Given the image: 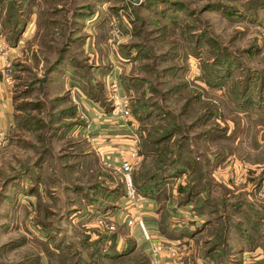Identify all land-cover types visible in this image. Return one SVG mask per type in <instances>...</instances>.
<instances>
[{
  "label": "rangeland",
  "instance_id": "374dc122",
  "mask_svg": "<svg viewBox=\"0 0 264 264\" xmlns=\"http://www.w3.org/2000/svg\"><path fill=\"white\" fill-rule=\"evenodd\" d=\"M0 35V78L22 104L0 149V264L151 260L128 225L146 198L134 188L143 200L132 206L125 186V198L108 196L130 133L100 124L94 107L110 100L115 71L141 145L134 178L153 169L146 186L159 190L144 225L184 249L163 260L264 264V0H0ZM162 133L173 135L149 144Z\"/></svg>",
  "mask_w": 264,
  "mask_h": 264
},
{
  "label": "built area",
  "instance_id": "2783aa9c",
  "mask_svg": "<svg viewBox=\"0 0 264 264\" xmlns=\"http://www.w3.org/2000/svg\"><path fill=\"white\" fill-rule=\"evenodd\" d=\"M112 25L118 34L116 24L113 22ZM5 52L6 44L0 35V60H3V68L8 69ZM6 82H10V77H6ZM108 88L110 91V102L112 108L110 114H106L103 110H99V108H97L98 110H94V117L97 121H100V124L109 122L110 125H114L115 123H118V121L115 120H120L121 123L118 125L119 128L124 127V129H127L130 133V136H128V152L125 154L126 156L118 162L119 165H117V170L122 175V182L126 188V201L128 200L132 206L137 208L139 203L138 201L142 198L136 194L132 183V175L139 160V140L135 136V129H132V124L136 121L133 119L131 114L130 98L126 95H122L119 88V82L115 80L111 81L108 84ZM86 128H88V126ZM7 141V134L0 132V148L4 147ZM103 162L106 164V161L103 160ZM107 166L111 167L108 163ZM128 225L130 227L136 225L141 231L143 240L146 241L149 246L151 264H163V259L180 260V258L184 256V249L180 247V243L168 242L161 237L153 238L150 233L147 232L141 218L136 219L135 222L132 220L128 221Z\"/></svg>",
  "mask_w": 264,
  "mask_h": 264
},
{
  "label": "trees",
  "instance_id": "16d2710c",
  "mask_svg": "<svg viewBox=\"0 0 264 264\" xmlns=\"http://www.w3.org/2000/svg\"><path fill=\"white\" fill-rule=\"evenodd\" d=\"M23 29L24 28H22L18 33H17V38H19V36H21V34L23 33ZM14 45V44H13ZM68 49V47H67V44L65 43L64 44V47L63 48H61L60 50H59V52H58V58H56V60H55V62L54 63H52L50 66H48V68H47V70H46V72H47V74L52 70V69H54V67L56 66V65H58V63H59V61H61L62 59H64L63 57L65 56V54H66V50ZM81 75H83V74H80V75H78V76H75V74L74 75H72L71 74V81H73L74 82V84L75 85H77L78 87L79 86H83V88L84 87H86L87 86V83H86V81H85V79H84V77H82ZM108 75H112L111 73H110V71L108 72ZM94 77H96V75L94 74ZM96 81L97 80H93V81H90L89 83H90V87H91V89H90V94H92L93 93V90H94V86L96 85ZM109 84V83H108ZM119 88H120V92L121 93H123L124 91H123V89H122V82H121V84H119ZM60 99V98H59ZM61 99H63V98H61ZM89 100L90 101H94V102H96V103H98V100H96V99H93L92 97H90L89 98ZM22 104H18L17 106H15L17 109H21L22 107H18V106H21ZM100 106L103 108V111L106 113V114H110V111H111V102H110V100L109 101H107L106 103H101L100 104ZM133 114H135V118H136V116H138V112L135 110V112L133 113ZM139 118V117H138ZM15 119L16 120H19V119H21V117L19 116V115H16L15 116ZM22 120V119H21ZM74 122V121H73ZM72 122V123H73ZM81 121H77L76 123H74V124H69L70 125V127H69V129L71 130V133L72 132H75V131H77L76 129H77V125H81ZM82 129V128H81ZM86 129V128H85ZM126 131V130H125ZM86 132V130H84V127H83V136H84V133ZM79 133H81V132H79ZM82 134V133H81ZM164 134L165 133H162V135H160L159 136V138H157V139H152L151 140V142H149V144H151V145H154L155 144V146L156 145H159V146H161L163 143H166L170 138H171V136L173 135H169V136H166V134H165V136H164ZM68 135H70V134H68ZM84 138L87 140V137H85L84 136ZM148 136L146 137V138H144V140H145V142H148ZM82 141H84V140H82ZM140 141V140H139ZM80 142V141H79ZM78 142V143H79ZM80 144V143H79ZM140 145V144H139ZM140 150H141V145H140ZM43 151H45V150H43ZM43 151H41V152H43ZM141 152V151H140ZM160 153H162V152H160ZM94 154L95 155H97L98 156V154L94 151V150H89V151H87V155H93L94 156ZM156 170H160V167H157L156 168ZM155 170H153V169H149V168H146L143 172H141V174H139V176L138 177H135L134 178V174L132 175V181H133V185H134V188H135V190L137 191V193L139 194V195H142L144 198H146L147 200H152L153 201V197H155L157 194H158V191L159 190H155L154 191V189H153V187H152V191H150V190H148V186H146V184H148L147 182H149V180L152 178V173L154 172ZM155 177V176H154ZM153 177V178H154ZM161 181V180H160ZM159 181V182H160ZM119 188H115L114 190H109V195L108 196H112V197H117L118 195H119V197L117 198V199H119V200H121L122 198H125V194H124V196H123V194H122V192L123 191H121V189H123L124 188V184L123 183H121V182H119ZM158 185L157 186H155V187H161V183H157ZM156 185V184H155ZM121 186H122V188H121ZM154 187V188H155ZM148 191V192H147ZM154 191V192H153ZM104 193H105V191H103ZM124 193V192H123ZM123 196V197H122ZM122 197V198H121ZM121 198V199H120ZM104 205H107V206H110V204H105L104 203ZM152 234V233H151ZM150 234V235H151ZM161 235V234H160ZM152 236V235H151ZM168 236L169 237H171L172 235H170V234H168ZM161 237H162V235H161ZM170 238H166L165 240H168V241H170L169 240ZM144 241V240H143ZM145 242V241H144ZM148 244H147V242H145V245H140V246H142V247H145V246H147ZM132 250H130L128 253H131L132 251H133V247L131 248ZM136 250V249H135ZM123 253H126L125 251H123ZM112 258H113V256H111ZM145 261V260H144ZM145 263L146 264H151L150 263V259H147L146 258V261H145Z\"/></svg>",
  "mask_w": 264,
  "mask_h": 264
},
{
  "label": "crops",
  "instance_id": "0c3cea01",
  "mask_svg": "<svg viewBox=\"0 0 264 264\" xmlns=\"http://www.w3.org/2000/svg\"><path fill=\"white\" fill-rule=\"evenodd\" d=\"M3 38V37H2ZM7 49V48H6ZM15 49L14 48H12L10 51H14ZM6 53V56H7V51L5 52ZM8 57V56H7ZM8 60H9V58H8ZM42 62V61H41ZM41 62H40V64H41ZM3 66H4V63H3V60L1 59L0 60V76H2L1 75V69L3 68ZM115 73H117L116 71L114 72V75H113V78H115V79H112V81L113 80H115L116 81V75H115ZM1 79V81H0V132H4V133H6V134H10V132L11 131H13L15 128H16V123H15V116L16 115H19V116H21L22 115V111H21V109H17L16 107H15V103H13V94L11 95V89L12 88H9V87H7L6 86V83H5V80L3 81V78H0ZM119 81V80H118ZM8 90H10V95L11 96H9V92H8ZM60 94H62V93H60ZM58 95V96H61V95ZM78 99H80V96H78ZM82 99V98H81ZM85 102V101H84ZM7 104L9 105V108H10V110H9V108L7 107ZM93 105H95V104H93ZM97 107L98 106H96V107H94V109L96 110L97 109ZM9 129H11V130H9ZM97 133V132H96ZM9 137V136H8ZM107 139H109L110 141H112V142H115V139L114 138H111V137H109V138H107ZM9 140L10 139H8V141H7V143L6 144H8V142H9ZM112 142H110V143H112ZM113 146V145H112ZM110 147H108V148H105L106 150L107 149H109ZM1 149V148H0ZM114 152H117V149L116 148H114V150H112V152H109V153H111L110 154V156L111 157H113V155H115V154H113ZM117 155V154H116ZM144 204L145 205H147V206H144V209H143V211L142 212H138V214H139V216H141L142 218V220H147V219H149L148 217H150V216H152L153 214H152V211H153V205H155V203L152 201V200H146L145 199V201H144ZM150 209H151V212H149L150 211ZM137 226L136 225H134V228L137 230V228H136ZM134 229V231H136ZM141 237H142V235H141ZM139 245V244H138ZM146 248H144V251H146L148 254L150 253V251H149V246L147 245V246H145ZM148 258H149V256H148ZM184 258H186V257H184ZM185 260V259H184ZM182 261V260H181ZM150 263H151V260H150ZM163 264H181V263H176V262H170V261H167V260H163V262H162ZM183 264H186V262L185 261H183ZM199 264V263H198Z\"/></svg>",
  "mask_w": 264,
  "mask_h": 264
},
{
  "label": "water",
  "instance_id": "95a60500",
  "mask_svg": "<svg viewBox=\"0 0 264 264\" xmlns=\"http://www.w3.org/2000/svg\"><path fill=\"white\" fill-rule=\"evenodd\" d=\"M134 2H137V0H133Z\"/></svg>",
  "mask_w": 264,
  "mask_h": 264
}]
</instances>
